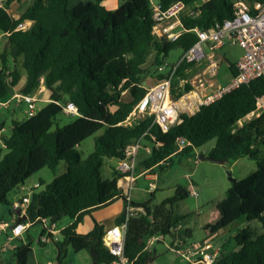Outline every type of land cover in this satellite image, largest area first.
Returning a JSON list of instances; mask_svg holds the SVG:
<instances>
[{"label":"trees","instance_id":"16d2710c","mask_svg":"<svg viewBox=\"0 0 264 264\" xmlns=\"http://www.w3.org/2000/svg\"><path fill=\"white\" fill-rule=\"evenodd\" d=\"M23 1L0 0L4 2L0 7V34H5L9 43L7 54L0 56V100L9 99V84L19 85L24 72L22 93H33L43 79L48 89L46 98L74 104L79 116L52 131L63 110L49 102L34 117L12 122L9 136H2L4 125H0V204L12 212L10 194L36 173L50 170L54 179L44 191L33 192L25 221L34 225L41 220L58 222L70 218L71 225L62 231V240L55 243L58 263L65 258L68 247L80 253L90 252L93 246L98 254L96 264L111 263L113 257L103 246L101 225L96 223L85 236L76 230L83 216L99 208L118 200L127 205L118 186L117 171L111 180H103L102 169L106 159H124L126 147L142 138L151 146V153H144L138 165L153 173L156 168L163 169L164 164L170 166L175 157H190L213 141V148L201 156L226 163L243 158L254 161L257 170L253 174L244 180H231L228 199L218 214L222 228L242 217L258 220L264 227V112L245 120L255 111L256 100L264 95V79L242 85L214 104L202 107L194 116H182V122L166 134L153 126V118L147 116L128 125L127 119L148 92L143 82L149 73L150 58L154 56L151 68L161 80L165 76L158 69L164 59L175 49L188 50L197 42V36L188 32L176 42L155 39L149 0H124L113 11L105 8L104 0H82L73 8L71 0H33L19 17L8 13L9 6ZM159 1L167 8L179 1L194 6L199 0ZM232 16L231 0H208L199 17H184L182 21L187 30H210ZM26 21L32 22L31 29L18 30L19 24ZM190 68L192 65L182 64L177 70L173 97L179 95L180 81ZM229 71L236 76V64H230ZM184 89L189 90L190 86ZM125 91L131 96L130 102L122 99ZM240 122L242 126L235 132ZM102 130L94 152L82 159L77 148ZM180 138L190 145L176 153ZM62 162L67 163V171L58 176ZM151 196L144 203L132 202L146 210V215L128 222L126 257L132 264H153L156 255L145 249L147 240L171 236L186 219H175L172 211L174 205L190 196L183 187L178 186L172 198L157 206H152ZM123 222L122 214L115 224ZM190 233L187 231L185 238L192 237ZM234 240L237 249L220 254L215 264H264V234L255 236L247 228ZM31 251L29 244L17 248L16 264H27Z\"/></svg>","mask_w":264,"mask_h":264},{"label":"built area","instance_id":"2783aa9c","mask_svg":"<svg viewBox=\"0 0 264 264\" xmlns=\"http://www.w3.org/2000/svg\"><path fill=\"white\" fill-rule=\"evenodd\" d=\"M149 1L154 21L152 35L155 39L176 42L185 33L192 32L197 36V42L183 52V56L170 72L165 73L164 66L158 69L159 74H163L165 77L161 80L156 79L155 84L147 89V94L136 105L126 124L130 125L136 119L147 116L153 118V126L157 127L163 134H166L171 128L182 122V116H194L202 107L214 104L242 85L249 84L257 79H264V0H251L250 3L237 0L233 3L232 18L224 21L222 24H217L210 30L198 28L187 30L182 21L184 17L192 19L199 17L203 4L199 6H196V4L194 6H187L179 1L167 8H163L159 0ZM0 7L2 6L0 5ZM31 27L32 22L26 21L19 24L18 30L27 31ZM227 44L241 48L243 55L236 63L237 75L232 76L231 82L226 87L216 88L214 80L217 77L220 66L218 51ZM182 64L192 65V67L203 65L204 68L201 71H196L193 81L186 80V77L181 80L179 84V90L181 91H179L178 96L173 97V81L177 70ZM189 72H193L191 68L186 70L185 75ZM186 85L190 86L189 90L184 89ZM47 93L48 89L42 79L33 93H19L7 100H0V109H9L11 103L15 101L17 108L22 105L27 106L25 114L27 118H31L38 112V102H55L62 107L63 113L66 116H79L74 104H63L52 101L50 98H46ZM262 112H264V95L256 100V109L251 116L257 118ZM189 145L184 139H178L176 153L181 152ZM139 150L150 154L151 146L145 144L143 138L127 146L125 157L119 160L116 169L120 176V181L125 178L127 180L131 179V182L126 190L128 203L123 213L124 222L119 226L114 225L105 231L103 236V246L113 257L109 264H132L126 257L128 222L134 217L146 215L145 208L141 205L132 204L131 200L132 186L136 181L134 175L136 173ZM146 171L145 175H148L149 181L148 192L153 193L157 189L155 184L157 175L149 170ZM39 187L40 185H36L35 187L22 186L20 188L24 192V196L21 202L14 206V211L18 212L20 217L24 216L23 219L26 217L31 195ZM190 194L197 196L192 185L190 187ZM39 223L43 226V234L40 239L42 244L50 243L53 240L55 243L62 240V231L56 229V222L41 220ZM31 226L33 224L25 222V220H22L20 223L15 221L11 225L1 223L0 232L10 230L11 237H8V239L11 241L12 239L21 238L24 232ZM59 235H61V240L58 239ZM158 239L163 238H149L145 249L152 251V245ZM213 240L214 237L195 247L179 243L174 247L173 251L183 261H186L187 264H215L220 257V249L214 247L212 244Z\"/></svg>","mask_w":264,"mask_h":264},{"label":"rangeland","instance_id":"374dc122","mask_svg":"<svg viewBox=\"0 0 264 264\" xmlns=\"http://www.w3.org/2000/svg\"><path fill=\"white\" fill-rule=\"evenodd\" d=\"M82 0H71L70 7H75ZM108 1V2H107ZM208 0H199L196 6L204 4ZM232 3L237 0H231ZM246 3H250L251 0H242ZM33 0H24L20 4H13L7 8L10 15L19 17L24 10H26ZM107 2V3H106ZM124 0H104L103 5L108 10H117ZM4 2H0L3 6ZM113 8V9H112ZM9 50V43L5 34H0V56L7 54ZM243 55V50L238 46H232L227 44L221 50L218 51V57L220 59V66L218 69L217 77L214 80L216 88L226 87L232 79L231 72L229 71V65L235 64L236 61ZM183 51L175 49L171 51L164 59V72H170L173 66H175L181 57ZM152 56L148 62L149 73L144 78L143 85L148 89L153 82H156L155 69L151 68ZM1 57H0V68H1ZM194 68V69H193ZM204 68L203 65L198 67H192L193 72L186 74V80L193 81V76L196 71H201ZM20 71L23 72L22 68L19 67ZM24 77L25 73L23 72ZM9 83V81H8ZM10 86V84H9ZM44 103H37V110L43 108ZM18 109V110H17ZM27 110L26 105H22L19 108L16 107V102L13 101L9 109H0V124L5 123V131L2 132V136L6 137L10 135L12 122L24 121L27 119L25 111ZM75 120L73 117H68L63 113L60 114L56 121L52 131L57 126L62 127L70 124ZM133 121V119H131ZM241 128L237 126L235 132ZM103 130L94 134L77 148L80 152L82 159H86L95 150L96 139L103 134ZM146 144V143H145ZM215 145V142L209 143L207 146L197 149L196 157H175L171 162V165L166 164L164 168H157L154 174L157 175L156 186L157 189L150 193L148 192L149 183L145 178L138 180L137 184L132 187V196L137 202H147L151 199L153 194L152 206L160 205L164 200L170 199L174 196L175 190L178 186L184 189H189L191 185L194 187L197 196H190L177 203L173 206V216L175 219L185 216L186 219L173 230L171 236L163 237L158 239L152 245V251L155 253V261L153 264H187L183 261L178 254L173 251L177 244H185L186 246L195 247L198 243H203L204 239L208 235V232H216L218 237L212 241L214 247L220 249V254L227 255L237 249L234 237L242 230L249 228L255 236H261L264 234L263 224L258 220L249 221L246 217H242L232 225L222 228L219 220V209L227 201V191L231 187V180H244L248 178L257 170V165L254 161L243 158L234 164H218L208 160H198V156L206 155ZM143 150H139L137 158L138 160L143 157ZM119 162V161H118ZM117 160H105V166L102 169V179L106 180L109 178L107 170L110 166H115ZM170 164V163H169ZM67 171V163L62 162L59 167L58 176H64ZM139 175L138 170L135 176ZM54 179V176L49 169L45 168L40 172L32 176L27 182L26 187L33 186V184L40 182L41 187L35 189L36 192H42L46 189V186L50 184ZM190 193V190L188 191ZM24 192L18 190L13 191L9 196L10 202H21ZM122 204V202H119ZM136 203V202H135ZM118 205L115 201L112 204L99 208L85 216H83L80 223L85 221L93 220L97 215H108ZM10 207L0 204V224L2 222L10 223ZM71 222L70 218L64 217L56 223V229L61 231V228ZM11 225V224H9ZM192 233V237L185 238L186 232ZM43 234V226L40 223H36L29 227L19 239H12L9 241L8 237H11L10 230L0 232V264H16L15 253L17 248H21L27 244L30 245L31 254L29 257L28 264H91V255L88 252L76 253L71 247L67 248L65 258L61 263L57 260V249L55 241L53 240L47 244H40L41 235ZM58 239L61 240V235ZM49 252L50 255L46 256Z\"/></svg>","mask_w":264,"mask_h":264},{"label":"crops","instance_id":"0c3cea01","mask_svg":"<svg viewBox=\"0 0 264 264\" xmlns=\"http://www.w3.org/2000/svg\"><path fill=\"white\" fill-rule=\"evenodd\" d=\"M108 2V1H107ZM106 2V3H107ZM113 9V8H112ZM241 58V57H240ZM239 58V59H240ZM239 61V60H238ZM238 61H236L235 62V64L238 62ZM25 81H26V77H24V75L22 76V79H21V82H20V84L19 85H17L16 87H12V86H9V88H8V90H9V94H10V97H12V96H14V95H16V94H19V93H22V89H23V87H24V85H25ZM155 84V81L153 82V84L151 85V86H153ZM9 97V98H10ZM122 99H123V101L124 102H130L132 99H131V96H130V94H129V92L128 91H125V92H123L122 93ZM42 103H44V104H47L48 102H42ZM18 110V109H17ZM248 119H254V117L253 116H249L248 118H246L245 120H248ZM242 123L243 122H240L239 123V125L240 126H242ZM0 125H4V127H5V123L4 122H2ZM5 131V128H4V130L2 131V132H4ZM148 145V144H147ZM197 150H195V153L192 155L193 157L195 156L196 157V152ZM192 156H190V157H192ZM201 155L199 154V156H198V160H200L199 159V157H200ZM106 160H108V159H106ZM110 160H114V159H110ZM240 160H242V159H237V160H233V161H231V162H228L229 164H234V163H237V162H239ZM140 161H141V159H140ZM140 161L138 160V164L140 163ZM166 164H164V166H165ZM104 166H105V164H104ZM117 166H118V161H117V164L113 167V166H110L108 169H106L107 170V175L109 176V178H107L106 180H111L112 178H113V175L115 174L114 172L116 171V169H117ZM104 168V167H103ZM157 169V168H156ZM138 172H139V175H137V176H135L134 175V178H136V181H135V183L133 184V186H135L136 184H137V182H138V180H140L141 178H145V180L149 183V181H148V175H145V173L147 172L145 169H143V168H139L138 167ZM136 170V171H137ZM153 173V172H152ZM130 182H131V179H125V178H123L121 181H120V179H119V181H118V186H119V188L121 189V191H122V194H123V196H127V194H126V190H127V187L130 185ZM36 185H40V187H41V183L40 182H37V183H35V184H33V186H29V187H35ZM132 186V187H133ZM24 187H26V183L24 184ZM39 187V188H40ZM149 187V186H148ZM39 188H37V189H39ZM187 190V189H186ZM190 190V188L187 190V191H189ZM18 191L19 192H22V190L21 189H18ZM34 192H36L35 190H34ZM131 200H132V202H136V203H144V202H137V201H135V199L133 198V196H132V190H131ZM19 201H21V200H19ZM118 202V205H117V207L111 212V213H109L108 215H97V217L96 218H94L92 221L91 220H87V221H85L84 223L82 222V223H80L79 225H78V227H77V230H76V233L78 234V235H81V236H85V235H88L89 233H91L92 231H93V229H94V227H95V224L97 223V224H99V225H101L103 228H104V233H105V231H107L108 229H110L111 227H113L114 225H116L115 224V222H116V219L117 218H119L123 213H124V209H125V203L122 201V200H118L117 201ZM119 202H122V204L121 203H119ZM14 206L18 203V202H11ZM20 203V202H19ZM9 215H10V218H11V220H10V223H8V222H2V223H8V224H13L15 221H18V219H23L24 218V216L23 217H20V215H19V213L18 212H16V211H14V209L12 210V212H10L9 211ZM26 222V221H25ZM57 223V222H56ZM71 223H72V221L71 222H69L68 224H66L65 226H63L62 228H61V231H63L65 228H67L68 226H70L71 225ZM178 228H180V226L178 227ZM191 234V236H192V233H190ZM212 237H214V240L218 237V235H217V233L216 232H214V233H212V232H208V235L206 236V238L204 239V241H206V240H208V239H210V238H212ZM20 240V239H19ZM203 241V242H204ZM201 243H198L196 246H199ZM85 252V251H84ZM56 253H57V251H56ZM89 254H90V252H88ZM31 254V253H30ZM30 254L28 255V260H27V264L29 263V257H30ZM50 255V253L49 252H47L46 253V256H49ZM91 264H93L92 263V258H91Z\"/></svg>","mask_w":264,"mask_h":264},{"label":"water","instance_id":"95a60500","mask_svg":"<svg viewBox=\"0 0 264 264\" xmlns=\"http://www.w3.org/2000/svg\"><path fill=\"white\" fill-rule=\"evenodd\" d=\"M199 159L200 160H208V161H211V162H214V163H218V164H225L226 163L225 161L213 160L211 157L200 156ZM22 220H25V219H18L17 223L22 222ZM90 255H91V258H92V263L96 264L97 263V259H98V254L95 252V247L94 246L91 247V249H90Z\"/></svg>","mask_w":264,"mask_h":264}]
</instances>
